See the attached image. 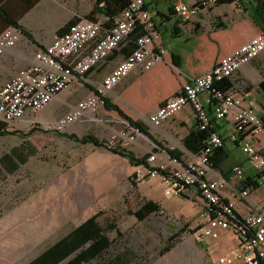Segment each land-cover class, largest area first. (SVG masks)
Wrapping results in <instances>:
<instances>
[{
    "label": "crops",
    "instance_id": "0c3cea01",
    "mask_svg": "<svg viewBox=\"0 0 264 264\" xmlns=\"http://www.w3.org/2000/svg\"><path fill=\"white\" fill-rule=\"evenodd\" d=\"M78 1L0 0V34L11 26L8 20H12L25 28L34 38V41H31L22 33L17 45L6 49L0 56V87L5 81L14 77L19 69L34 63L36 51L51 45L55 36L70 20L81 17ZM144 1L163 33L162 40L168 50L165 61L146 72L141 73L138 70H133L114 87L107 99L116 104L134 121L141 122L146 128L147 134L139 137L131 148L126 149L131 150L136 156H138V152L144 151L148 155L156 150L163 160H165V149H170L181 160L197 162L202 146L194 140H192V147L185 144V139L197 129L196 115L192 108L187 107L181 112L179 111L171 119L163 122L161 126L151 124L149 116L156 112L164 101L176 97L188 78L202 76L212 69L221 57L231 54L241 44L264 31L252 17L255 12L247 7L245 10L236 9L237 3L233 4L236 10L232 18L224 20L228 28L215 29L213 22L204 28L203 23L208 21L211 16L207 13V9L201 11L198 16L187 23L181 21L182 19L175 11L176 5L190 0ZM252 6H254L253 2ZM124 9L105 16L103 19L104 32L113 27L122 17ZM91 16L90 14L88 18ZM97 19L96 17L93 21ZM168 38L179 39L184 46L173 47L167 42ZM133 49L132 40H126L110 53L107 60L97 65L88 74L87 80L64 90L43 110L31 113L29 118L43 124H54L67 112L72 111L78 101L90 96L100 82L112 72L116 65L123 62ZM263 73L264 53L250 64L244 65L237 75L248 85L244 93V105L253 108L261 117H264ZM202 98L206 109L213 116V108L209 110L210 103L207 102L206 96ZM210 106L212 107L211 104ZM102 110L100 109L96 114L97 121L103 120L104 116H110ZM110 117L117 123V128L118 125L124 126L126 120L120 117L117 111H112ZM6 125H8L6 121L0 118V130H5ZM71 127L62 133L65 134L64 137L73 138L75 136L72 131L69 132L70 135L66 134ZM212 127L223 136L225 142L223 155L227 156L224 164L221 165L222 170H215L212 176L215 179L225 178V174H228L235 165H239L246 176L254 177L255 171L249 161L238 160L233 166H227L228 159L236 149L240 148V145L232 143L228 139V135L233 131L231 119H213ZM22 132L21 128L16 134L20 135ZM7 134L0 136V264H43L42 262L36 263L43 253L61 239L70 236L90 218L98 215L97 226L105 228L108 224H112L108 223V218L120 217V213L110 210L82 209L81 196L78 193L89 190L92 195L91 199H94L111 194L116 190L120 191L123 182L133 172L134 165L129 157L116 154L112 150L100 151V149L91 148L88 154L90 160L85 166V173L87 170L91 173L86 175L89 176L88 183L90 185L87 184L83 189L81 188L82 179L78 178L79 174L77 173L70 182L62 177L52 176V173H21L20 170L23 166L37 165V162L42 161H39L36 156H32L27 159L24 165H20L18 156L9 154L11 149L20 147L21 143L15 144L5 152L4 141ZM40 135L34 127H30L27 139L37 147L33 139L36 136L39 138ZM98 146L103 147L100 142ZM6 154H8L6 161L10 165L11 171L4 167L3 158ZM105 167H107V171L98 176L97 180L91 179V176L97 173L101 174ZM102 176H104L103 179H101ZM228 182L229 189L225 193V199L236 201L237 211L241 215L257 209L258 204L264 205L263 196L256 195L263 187L253 190L249 197L240 200V191L242 190L239 185H236L233 174ZM138 188L142 192L141 194L146 197V201L156 202L163 208L166 206L163 195L165 194L164 188L160 181H145ZM197 201L203 205L200 197L197 198ZM151 215L148 218L152 217ZM131 216L139 221L133 214ZM189 220L194 225V233L184 237L182 242L172 247L160 259L137 260V263L134 264H210L221 256L230 255L240 244L239 239L233 233L224 229L219 230L217 239L205 238L202 240L200 233L202 228L209 224V219L191 217ZM74 257L71 256L62 262L67 264ZM111 261L107 257H101L89 259L83 264H133L123 260H113L112 263ZM44 264L52 263L45 262ZM234 264L243 263L236 262Z\"/></svg>",
    "mask_w": 264,
    "mask_h": 264
},
{
    "label": "built area",
    "instance_id": "2783aa9c",
    "mask_svg": "<svg viewBox=\"0 0 264 264\" xmlns=\"http://www.w3.org/2000/svg\"><path fill=\"white\" fill-rule=\"evenodd\" d=\"M220 0H190L176 5L175 11L187 23L201 11ZM104 20L91 21L85 18L71 24L53 43L35 53V62L17 71L14 77L0 87V118L10 125L28 123L57 134L78 123L97 121L96 114L105 108V99L114 87L133 70L141 73L151 70L165 61L167 48L162 33L156 27L152 13L144 0H130L122 17L106 32ZM21 30L7 28L0 34V56L6 49L17 45ZM131 39L134 49L127 58L116 65L112 72L100 82L95 91L84 97L54 124L39 123L30 114L43 110L60 93L87 80L88 74L108 59L110 53L126 40ZM264 53V33L251 38L237 47L231 54L221 57L212 69L199 77L188 78L176 97L164 101L149 122L161 126L179 111L192 108L200 128L212 126V120L230 118L233 131L228 139L243 147L255 171L252 185L241 189L240 200L250 196L255 186L264 187V120L255 110L244 105L245 81L237 77L238 71ZM229 81L230 89L220 88L219 83ZM203 96L212 105L213 116L203 103ZM29 118V119H28ZM144 134L139 128L125 121L122 129L109 137L105 146L134 145ZM224 138L217 132L209 134L197 162L179 160L153 150L146 159L133 167L129 182L138 187L145 181L158 180L164 187L165 196L200 197L208 215L209 224L202 228L200 238L217 239L219 230L230 231L240 244L230 255L221 256L210 264H263L264 263V205L241 215L234 200L225 199L229 189L226 178L215 179L210 161L218 149L224 147ZM104 146V145H103ZM232 174L236 185L247 181L241 166L235 165Z\"/></svg>",
    "mask_w": 264,
    "mask_h": 264
},
{
    "label": "rangeland",
    "instance_id": "374dc122",
    "mask_svg": "<svg viewBox=\"0 0 264 264\" xmlns=\"http://www.w3.org/2000/svg\"><path fill=\"white\" fill-rule=\"evenodd\" d=\"M170 1V0H168ZM130 0H79V19L85 18L88 20L105 19L106 15H111L113 12L119 9H124ZM246 5L236 4V9L245 10L248 9L255 12L257 8L264 6V0H253L254 6L251 7V2L245 0ZM125 7V9H126ZM124 9V10H125ZM234 5H214L207 9L210 18L204 22V28L209 26L212 22L217 21L218 18L221 21L230 20L236 10ZM92 15L88 18L89 15ZM198 16V15H197ZM97 19V20H98ZM218 20V21H219ZM225 22V21H224ZM203 29V27H200ZM264 33V32H263ZM167 42L173 47H182L179 39H167ZM264 75V73H263ZM264 78V76H263ZM84 88L83 86H80ZM264 104V98H263ZM102 111L107 112L110 116L112 110L104 108ZM110 116L102 117L103 120L78 123L74 127H71L66 134L70 131L74 132L75 136L71 139L64 137L65 134H57L53 131H46L44 129L39 130L34 128L38 134H41L39 138L34 137V141L37 144L36 154L34 156L39 159L37 165H25L21 168V173H52V176L62 177L64 180L70 182L74 178L75 173L79 174L78 178L82 179V187L85 188L88 185L89 176L91 173L87 170L85 173V166L89 162V153L91 148L100 149V151H109L107 148L109 137L113 132L123 128V125L115 123ZM8 124V123H7ZM30 124L21 123L20 125H6L9 134L4 141L5 152L9 151L15 144L19 142L21 145L24 140H29L28 133L30 132ZM23 129V132L18 135L17 131ZM70 135V134H69ZM99 142L104 145L98 146ZM129 146H121L119 148H131ZM30 151V149H25ZM147 155L144 151L138 152L139 157ZM242 160L244 162L249 161L248 155L243 150V147L235 150V153L228 159L227 166L231 167L236 161ZM107 171V167L103 168L101 174L97 173L91 176L92 180H97L98 176ZM133 173V172H132ZM105 176V175H104ZM101 179H103V177ZM132 176V174H130ZM129 176V177H130ZM129 177L123 182L121 190H116L108 195L102 197H96L91 199L92 195L88 191H80L78 193L81 196L80 203L82 209H98V210H110L114 213H120L119 218H108V223H112L121 232L118 235L116 230H109L107 234L113 241L112 255L113 257H120L126 260L128 263H137V260H155L160 259L163 249L166 246L174 247L183 241L184 237L195 232L194 225L189 218L193 217H205L206 209L204 205L197 201V196H183L181 198L175 196H165L166 206L160 209L158 212L153 213L152 217H147L143 221L135 220L130 213L140 209L145 202L146 197L143 196L138 187H133L129 182ZM100 179V180H101ZM99 180V179H98ZM99 180V181H100ZM153 181V180H150ZM164 191L165 187L162 184ZM264 187L256 193L257 196H263ZM105 219V218H104ZM101 219V220H104Z\"/></svg>",
    "mask_w": 264,
    "mask_h": 264
},
{
    "label": "trees",
    "instance_id": "16d2710c",
    "mask_svg": "<svg viewBox=\"0 0 264 264\" xmlns=\"http://www.w3.org/2000/svg\"><path fill=\"white\" fill-rule=\"evenodd\" d=\"M251 3L253 0H248ZM241 4L246 5L245 0H220L218 5H233V4ZM128 5V4H127ZM147 8V5H145ZM253 19L257 22L256 24L262 28V31H264V6L257 8L255 10V13L252 14ZM154 18V17H153ZM155 19V18H154ZM219 20V18H218ZM214 21L213 26L215 29H227L228 25L224 23V21ZM9 24L11 25L9 28H17L21 30V33H23L28 39L31 41H34L33 36L31 33H29L25 28H23L21 25H19L16 21L8 20ZM79 19H72L70 20L64 28L57 34L61 35L63 32H65L68 27L72 24H75L78 22ZM155 21V20H154ZM156 23V22H155ZM156 27L159 31L161 29L158 27L156 23ZM7 29V28H6ZM5 29V30H6ZM3 32V31H2ZM1 32V33H2ZM162 33V32H161ZM163 34V33H162ZM86 85V83H85ZM232 83L229 81H224L219 83L217 86H220V88H226L230 89L232 87ZM264 86V84H262ZM88 87V85H86ZM105 108L112 111H117V114L125 119L127 122H129L134 127H137L140 129V131L143 134L146 133V128L141 122L134 121L131 117L125 114L123 110H121L116 104H113L109 99H105ZM209 110L212 109V107L209 104ZM264 120V117L262 118ZM197 122V129L192 131L189 136L185 139V144L187 146L192 147V140L195 142H198L202 146L200 152L205 146V142L208 139V136L212 132H216L213 127H209L206 130H202L200 128V125ZM8 131L0 130V136L7 134ZM30 140H24L23 144L20 145V147L15 148L14 150H10L9 155H15L18 156L20 160V165H24L27 162V159L34 156L36 154V148L34 145L30 143ZM158 145H161L160 143H157ZM103 146V145H102ZM30 149V151L25 149ZM225 148V144L223 148L218 149V151L215 153V155L212 157L210 161V167L213 170L221 169V165L224 164V161L226 160V157L223 155V151ZM112 151L116 152V154H120L123 156H127L130 158L131 163L135 166L139 162L143 160V157L136 156L131 150H128L126 148H119V149H111ZM165 152L169 154L173 158H179L175 155L173 150L165 149ZM146 156H144V160L146 159ZM224 156V157H223ZM8 157V154L3 158L4 167L6 170L11 171L10 165L7 163L6 158ZM181 160V159H179ZM232 174V169L228 174H225V178L227 181L230 180V176ZM254 177L247 176L246 182H241L239 185V188L245 189L246 187H249L252 185ZM255 189H258L257 186H255ZM160 209H162L161 205L153 202V201H146L142 204L140 209H137L136 211L130 213L133 214L139 221H142L146 219L149 215L158 212ZM98 215L90 218L86 223L78 227L70 236L67 238L61 239L56 245L48 249L45 253H43L36 261V263L42 262L43 264L45 262L52 263V264H65L62 261L66 260L67 258L71 256H75L74 259L70 260L67 264H83L85 261L89 259H95V258H101V257H107L109 259L113 260H123L126 263H128L126 260L120 258V257H113L112 255V249H113V241L108 236L107 232L110 230H116L117 228L112 225L108 224L105 228H99L96 223V218ZM118 235H121V232L116 230ZM171 249V246H166L161 255H165L167 252H169ZM111 261V263H112ZM264 264V263H263Z\"/></svg>",
    "mask_w": 264,
    "mask_h": 264
}]
</instances>
